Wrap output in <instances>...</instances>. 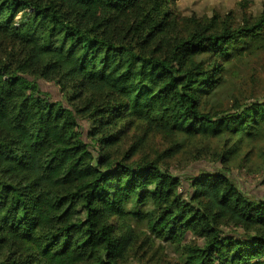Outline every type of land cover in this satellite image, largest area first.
I'll list each match as a JSON object with an SVG mask.
<instances>
[{
  "label": "trees",
  "instance_id": "1",
  "mask_svg": "<svg viewBox=\"0 0 264 264\" xmlns=\"http://www.w3.org/2000/svg\"><path fill=\"white\" fill-rule=\"evenodd\" d=\"M263 43L264 8L0 0V264H169L158 241L185 264H264V198L232 163L257 149L264 170V97L221 95ZM184 153L219 165L177 174Z\"/></svg>",
  "mask_w": 264,
  "mask_h": 264
},
{
  "label": "rangeland",
  "instance_id": "2",
  "mask_svg": "<svg viewBox=\"0 0 264 264\" xmlns=\"http://www.w3.org/2000/svg\"><path fill=\"white\" fill-rule=\"evenodd\" d=\"M174 8L182 15L198 17H213L214 15L225 18L232 15L234 22H241L244 17L257 16L264 8V0H173ZM255 56H247L230 64L225 76V83L221 91L222 99L226 107L230 108L235 99L239 101H250L255 98L264 97V43L261 50ZM42 89L47 91L54 100H61V94L57 86L45 81L39 82ZM83 133L87 132V124L82 121ZM161 137H152L150 145L156 147L164 143ZM264 142V141H263ZM246 150L242 151L233 163V177L237 184L252 196L264 198V170L257 165L248 170L252 162H260L258 151L253 153L251 159L243 160ZM185 153L180 155L176 162L171 165L173 172L185 175L194 173L200 168L218 166L209 162H198L190 167L183 168ZM243 165V166H241ZM183 169V170H182ZM162 245V253L169 264H185L181 254L180 246L165 241H158Z\"/></svg>",
  "mask_w": 264,
  "mask_h": 264
}]
</instances>
